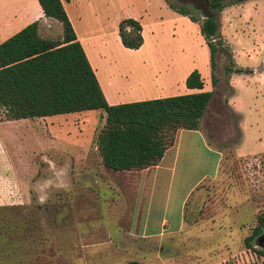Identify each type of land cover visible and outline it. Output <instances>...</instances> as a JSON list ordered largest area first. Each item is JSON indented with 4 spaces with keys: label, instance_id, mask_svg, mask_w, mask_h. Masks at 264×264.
I'll return each instance as SVG.
<instances>
[{
    "label": "rangeland",
    "instance_id": "374dc122",
    "mask_svg": "<svg viewBox=\"0 0 264 264\" xmlns=\"http://www.w3.org/2000/svg\"><path fill=\"white\" fill-rule=\"evenodd\" d=\"M168 1L183 5L194 15L204 2ZM104 4L98 12L99 24L103 28L99 39L104 43L105 52L110 53V63L133 65L145 58L144 55L136 57L131 52L117 51L122 46L116 33L119 2L106 0ZM140 4L147 7L149 16L145 23L150 25L144 28V48L161 50L153 55L161 74L169 72L172 64L177 70L171 72H182L191 66L200 73L203 91L211 90L208 48L198 26L190 23L186 17L182 21L176 20L178 15L167 6L165 0H142ZM50 22L54 28L52 32L60 34L59 23L53 19ZM217 24L219 40L228 49L231 63L250 70L248 73L226 74L224 66L230 64L228 56L222 52L217 56L218 93L209 105L212 118L204 117L202 126L208 136L209 149H213V146L219 149L222 157L214 164L213 154L183 141L178 151L174 178L168 182L165 180L167 177L162 176V180L154 188L151 186L148 192L152 195L147 208L149 219L144 227L146 230L135 223L126 225L125 218L132 210L133 189L118 176L111 178L99 171L101 180L97 187L89 182L71 180L64 187L65 191L71 193L69 198L67 195L48 200L37 198L36 193L43 186L36 182L41 180L47 168L39 163H43L42 155L50 150L40 145V138L29 141L27 134L16 135L22 140L20 143L8 144L10 133H25L29 125L6 122L0 110V140L3 143L0 159L16 160L12 162V167L0 166V192L7 195L15 189L23 192L24 198L1 201L0 264H58L57 239L73 238L72 231L68 230L72 223L79 230L76 232L79 240L108 239L113 244L86 248V252L112 256L115 254V239L138 240L135 234L142 237V234L151 235L160 222L163 229L169 223L196 225L198 232L203 233L200 237H208L207 243L200 246L201 251H198L207 254L209 261L215 262L213 264H264V255L252 251L261 250L264 254V246L256 244L257 236L250 240L252 249H247L243 243V238L250 234L257 219L264 217V0H244L224 6L218 12ZM144 60L149 63L147 59ZM175 79H178L177 75ZM221 95L225 96L226 104L236 113L220 107ZM51 118L67 120L57 135L65 137L68 143L88 146L93 145L95 133L104 123L101 111H80L53 115ZM33 126L40 124L33 123ZM48 170L52 171V168ZM204 174L199 185L195 186L196 180ZM12 180L16 182L15 187ZM72 190H75L73 194ZM83 190L100 194L112 192L113 202L103 199L104 196H98L99 199L95 196L93 199V195L83 196L80 193ZM125 193H129V199L123 198ZM263 230L264 223L260 233ZM161 239L182 240L183 237L164 236ZM140 249L156 251L152 247L130 246L127 251L115 255L133 260ZM160 253L171 254L169 248L165 247Z\"/></svg>",
    "mask_w": 264,
    "mask_h": 264
},
{
    "label": "crops",
    "instance_id": "0c3cea01",
    "mask_svg": "<svg viewBox=\"0 0 264 264\" xmlns=\"http://www.w3.org/2000/svg\"><path fill=\"white\" fill-rule=\"evenodd\" d=\"M141 1L142 0H118L120 15L118 16L117 20L119 21L120 19L127 17L137 20L141 26L140 33L142 35V43L136 49H128L123 46H121L120 48L118 46L119 48L117 49V51L131 52L136 57L144 55L145 58H141L139 62H136L133 65H117L110 63L111 59L108 58L110 57V53L105 52L104 43L99 39L101 36L100 34L103 33V28L99 24V13L101 7H103V5L105 6L104 3L106 2V0H60L66 17L75 34V39L80 44L86 56V59L94 72L100 90L107 104H119L130 101L167 97L198 91L197 89H188L184 85V79L186 75L191 71V66L184 69L182 72H180L181 70L179 72H171L172 70L175 71L176 69L175 64H172V66L168 68V70H170L169 72L161 74V71L159 70L160 66H157L154 63L153 56L157 55L156 51L161 52V50L153 48L150 49L148 47L144 48V28L150 25L145 23L149 14L147 11V7L144 4H140ZM175 13L176 15H178V18L176 20L182 21L186 17L190 23H195L192 22L187 16L181 15L177 12ZM35 20L38 22L37 31L41 37L56 38L60 35L58 34V32H52L54 29L53 24L50 22V20L52 19L43 16L37 0H0V42L21 29L26 24ZM195 24L198 26L197 23ZM144 59H147V62L149 63H146ZM136 74L137 76H135ZM176 75L178 76V79H175ZM201 90L203 91V87ZM217 93L218 90L212 93L208 101L206 111L200 119L197 129L176 130L173 135L171 144L164 149V152L158 162L152 166L139 170L113 171L105 168L100 162V157L97 155L94 143L91 146L81 143L72 144L68 143L65 137L57 135V133L60 132L61 126L66 124L67 120H54L53 118H51L53 115L7 120L6 122L9 123H24L26 125H29L27 130L25 129V133H10V136L8 137L10 142H8V144L12 142H15L16 144L20 143L22 140L17 136L27 134L30 137L28 138L29 141L40 138V145L47 147L50 150V152L42 155L43 163H39L40 165L47 167L46 173L43 174L41 180L39 182H36L38 185L43 186L42 189L37 191L36 193V197L40 199L48 200V198L51 197L64 198L66 195V197L69 198L68 195L71 193L65 191L64 187L66 184L70 183L71 180H73L74 182H89L96 185L97 187L98 183L101 180L99 171L105 173L108 177L112 178V176H118L119 178L126 180V182L129 183V186H131L133 189L131 195L133 196V201L131 204L132 210L130 214L125 218V222L127 223L126 225L129 226L135 223L137 225H142V230H146L144 229V227L149 219L147 217V208L150 204L152 195V193L149 194L148 192H150L152 188L151 186H153L154 188L155 184L162 180V176H164V178L167 177L165 180H168V182H170L174 178L178 160V151L183 141H188L189 144L200 146L201 148L205 149L207 153L213 154L215 156L214 164L219 159V157H222V153L219 151V149H216L214 146L213 149H209L210 147H208V136H206V133L202 126V119L206 116H208V118L212 116V113H210L209 111V105ZM224 97V95H221V99L219 100L220 107L223 110L229 109L230 112L236 113L228 107L224 100ZM87 111L100 112V110ZM33 123H36L38 125L40 124V126L34 127ZM237 130H239L238 126ZM205 140H207V142ZM238 142L236 143V145L238 144ZM2 144L3 143L0 140V150L3 149ZM19 145L20 144H18V146ZM13 161L16 162V160H13L12 158L0 159V166L12 167ZM15 162L14 165H16ZM49 167L52 168V171L48 170ZM203 176H205V174L201 175V177L196 180V182L194 183L195 186L199 185L200 179ZM6 180H8V182H11V180L9 179ZM13 183L15 187L16 182L13 181ZM73 191L75 190H72V194ZM9 193L10 194L5 195L4 193L0 192V205L2 204L1 201H3V199H24L23 192H18L17 190L12 189ZM80 193L83 196L93 195V199L94 196L97 199L100 198L98 196H104L102 197L103 199H110L109 201H111V203L113 202L112 192L100 194L92 190H83ZM123 195V198L129 199V197L127 196L129 195V193H125ZM185 196L186 195H184L182 201L184 200ZM140 200L141 204H139ZM161 224L162 223L160 222V224L156 227V231H153L151 235L142 234V237L141 234H135V236L139 237L138 240L122 238L115 239V254L127 251L130 246L142 248L146 246L156 249V251L152 250L151 252L140 249L137 256L133 260H126L124 259L125 257H121L115 254H111L112 256H106L104 254L97 256L86 252L84 250L86 248L113 244H111L112 242H110L108 239L101 241L93 240L88 242L82 241L81 239L79 240L78 238H76V232L79 230H77L75 224L72 223L68 230L72 231L73 238L67 240L57 239V263L114 264L116 260V264H126L128 261H136L138 264L215 263L209 261V257L207 254L205 255L202 254V252L200 253V246H203L204 243H207L208 237H200V235H203V233L198 232L199 228L196 225L187 224L186 226H183V224H180L179 222L169 223L167 224L166 229H163ZM127 230L129 229L127 228ZM130 230L132 231V229ZM119 236L120 235H118V237ZM132 236L135 237L133 233ZM164 236L169 238H173L174 236L183 237V239L162 240L161 238ZM164 247L169 248V251L171 252L169 256L160 253V250H162V248ZM184 248L188 249L184 250ZM158 249L159 252L157 251ZM173 251H175V253H172ZM178 256L180 257L178 258Z\"/></svg>",
    "mask_w": 264,
    "mask_h": 264
},
{
    "label": "trees",
    "instance_id": "16d2710c",
    "mask_svg": "<svg viewBox=\"0 0 264 264\" xmlns=\"http://www.w3.org/2000/svg\"><path fill=\"white\" fill-rule=\"evenodd\" d=\"M165 1L169 8L198 24L208 48L211 90H201L203 81L194 68L186 75L184 85L197 89L196 92L107 104L60 0H37L43 16L57 21L61 32L56 38L41 37L35 20L0 42L3 119L100 110L104 123L96 131L93 143L105 168L129 171L156 164L171 144L176 130L198 128L212 93L218 90L216 59L219 53L227 55L230 61L224 66V73L250 72L231 63L228 49L219 40L217 31L219 10L244 0H203L197 15L183 5ZM116 29L123 47L136 49L141 45V26L137 20L122 18ZM263 223L264 217H259L250 234L243 238L247 249H252L250 240L260 234ZM252 251L264 255L261 250ZM126 264L138 263L128 261Z\"/></svg>",
    "mask_w": 264,
    "mask_h": 264
},
{
    "label": "flooded vegetation",
    "instance_id": "af4514ba",
    "mask_svg": "<svg viewBox=\"0 0 264 264\" xmlns=\"http://www.w3.org/2000/svg\"><path fill=\"white\" fill-rule=\"evenodd\" d=\"M263 237H264V230L263 232H261L259 235H257V238H256V244L257 245H262L264 246V240H263ZM259 239H262L260 242H259Z\"/></svg>",
    "mask_w": 264,
    "mask_h": 264
},
{
    "label": "water",
    "instance_id": "95a60500",
    "mask_svg": "<svg viewBox=\"0 0 264 264\" xmlns=\"http://www.w3.org/2000/svg\"><path fill=\"white\" fill-rule=\"evenodd\" d=\"M262 239H259V242L261 241ZM263 240H264V237H263Z\"/></svg>",
    "mask_w": 264,
    "mask_h": 264
}]
</instances>
